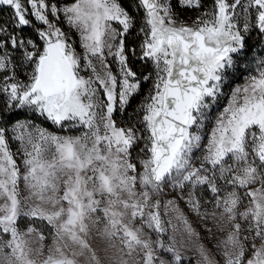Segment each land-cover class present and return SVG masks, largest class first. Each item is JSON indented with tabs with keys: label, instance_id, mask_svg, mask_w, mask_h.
I'll use <instances>...</instances> for the list:
<instances>
[{
	"label": "snow or ice",
	"instance_id": "6c2138e0",
	"mask_svg": "<svg viewBox=\"0 0 264 264\" xmlns=\"http://www.w3.org/2000/svg\"><path fill=\"white\" fill-rule=\"evenodd\" d=\"M0 6L12 13L0 19V94L6 97L0 116L27 109L57 127L82 129L61 136L31 118L18 119L11 127L19 143L13 153L9 129L0 124V254L6 264H82V257L104 264L89 242L93 228L112 241L117 264H170L157 248L178 262L173 245L143 233L145 227L157 236L166 232L159 208L169 185L182 195L190 186L188 203L197 213V187L212 193L211 215L225 238L216 244L219 259L199 246L202 264H264V58L254 74L246 67L257 44L264 51V0H213L207 9L202 0H131L128 7L120 0L63 6L0 0ZM177 6L198 15L189 24ZM25 27L33 34L25 35ZM73 30L83 56L71 42ZM133 57L143 62L139 75ZM242 73L244 83L231 89L212 121L211 108ZM143 83L148 92L129 113ZM117 111L126 114L123 126ZM197 150L199 167L193 164ZM21 180L28 193L23 199ZM137 220L141 226L133 227ZM36 221L50 227L51 246ZM182 223L189 237L198 235Z\"/></svg>",
	"mask_w": 264,
	"mask_h": 264
},
{
	"label": "rangeland",
	"instance_id": "374dc122",
	"mask_svg": "<svg viewBox=\"0 0 264 264\" xmlns=\"http://www.w3.org/2000/svg\"><path fill=\"white\" fill-rule=\"evenodd\" d=\"M122 1V2H121ZM26 2V0H25ZM56 2V0H54ZM61 6L65 3H71L72 0H58ZM123 6L128 7V5L131 3V0H120ZM170 3L175 4L176 0H169ZM204 8H210L212 6L213 0H202ZM4 7L8 10L7 16L4 18V20H8L9 16L12 14L11 9L8 6H0ZM132 12H135V8L129 9ZM177 12L179 13V17L182 21H187L189 24L193 19H195L196 15H198V12L192 9H182L179 6H177ZM140 15H143V12L141 11ZM31 19V17H29ZM61 22L63 21V15L61 14L60 17ZM35 23V21H33ZM64 29H67L66 25H63ZM25 35L33 34V29L31 27H25L24 29ZM71 36V42H73L76 51L83 56L84 49L81 47L80 37L79 34L76 31H72L70 33ZM129 39H132V37H129ZM256 42V37L253 35L252 40L249 41L250 44ZM136 44L138 46L139 40L136 41ZM264 58V51L261 50V46L259 44L256 45V50L253 51L249 57H248V64L246 67L251 73H255L257 70V60ZM111 62V67L115 71L118 70V65L115 63L112 57L108 58ZM93 62L96 64L97 68L100 69V64L97 59H93ZM134 70L137 71L138 75L141 72H144L143 62L137 61L135 57L132 58ZM149 68H151V63L149 62ZM247 73H242L241 75H237L224 89V95L218 100L217 103L213 105V107L210 110V115L212 117V121H214L215 116L223 110V107L228 102V96L231 93V89L235 87L238 84L244 83V76ZM82 75L88 76L89 72H82ZM149 83H143L142 89L139 93H137L134 98L131 100V105L128 107V112L131 113L133 110L140 104L143 97L147 94L149 89ZM102 93V90H101ZM6 99V97L3 96V94H0V110H3L4 103L3 101ZM11 117L10 119L5 120V117ZM114 116L117 118L118 122L123 126L124 119L126 114H122L120 112H115ZM25 118H31L33 119L34 123L36 125H39L40 127L46 129L50 133H54L61 136H74L80 134L82 129H76V128H60L56 125L52 124L51 121L45 120L43 117H35L32 115V113L27 109H12L11 112H4L3 116H0V124H4L6 128L9 129L7 136L9 139L10 148L13 153L17 152V149L19 148V143L17 141H14L12 139L13 133L11 132V127L13 124H15L16 120L18 119H25ZM212 122H209L207 124V131L211 130ZM204 144L207 143L206 136L204 140L202 141ZM202 156V150H197L195 152V155L193 156V164L196 167H199V157ZM15 159L20 166L21 174H23L24 166L22 163L23 156L22 154H17L15 156ZM210 167V166H209ZM223 182L221 181V184ZM21 188V198L23 199L24 196H26L27 190L24 188L23 181L21 180L20 183ZM190 189V186H189ZM189 189H185L183 195L181 194V190L179 188H173L171 185L164 188L163 195L160 198L161 199V206L159 208V213L161 216V219L164 221V227L166 228L165 233L157 234L147 229L146 227L143 229V233L145 235V238H150L152 240H156L159 238L166 246L167 245H173L175 249L178 251L180 255V261H175L173 254L164 252L162 249L157 248V256L163 259H166L170 261V264H202V259L199 252V246L203 245L205 249H208L210 253L213 255V258L219 259V253L216 250V244L218 240H223L225 238V234L220 232L218 230V225L216 224V221L212 218L213 211H216L214 207V202L212 199V193L210 191L205 190V186H198L196 189V196L200 198L201 207L199 209V213L194 211L189 203H188V196L187 191ZM221 195H224L223 191L221 192ZM169 200L174 201L173 205H170L167 209L164 207L165 203ZM33 201H29V203H33ZM155 202V200H153ZM246 203V201H245ZM102 215V214H101ZM177 217H182V219L188 221V225L191 226L193 231L198 235H193L189 237L187 231L185 230V225L182 223V219H177ZM207 217V218H206ZM169 221H171V225H169ZM36 227L42 228L44 230V233L47 237L46 239V245L51 246L53 243V233L49 226L46 225V222H40L36 221V224L34 225ZM133 227H140V221L137 220L132 225ZM98 227L102 228L103 224H100ZM225 228H227V225H225ZM208 229H212L213 232H215V239H213L212 234L208 231ZM97 229L93 228L91 233V239L89 240L90 244L93 248L97 250V254L102 258L104 261V264H117L120 254L116 251L115 248L111 247L112 241H109L106 238H101L99 235L96 234ZM116 244L119 246V241H116ZM155 247V245H154ZM8 250L6 249L5 252ZM124 259H129L128 257H123ZM82 261V264H86L85 258H80ZM0 264H6L4 254H0Z\"/></svg>",
	"mask_w": 264,
	"mask_h": 264
},
{
	"label": "trees",
	"instance_id": "16d2710c",
	"mask_svg": "<svg viewBox=\"0 0 264 264\" xmlns=\"http://www.w3.org/2000/svg\"><path fill=\"white\" fill-rule=\"evenodd\" d=\"M6 10H8V9H6L4 7H0V19L4 20V18L7 16V11Z\"/></svg>",
	"mask_w": 264,
	"mask_h": 264
}]
</instances>
